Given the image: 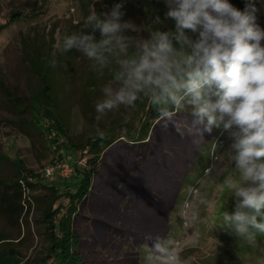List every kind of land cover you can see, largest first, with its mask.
<instances>
[{
    "label": "rangeland",
    "instance_id": "rangeland-1",
    "mask_svg": "<svg viewBox=\"0 0 264 264\" xmlns=\"http://www.w3.org/2000/svg\"><path fill=\"white\" fill-rule=\"evenodd\" d=\"M253 2L256 23L264 29V0ZM229 3L243 11L246 0ZM117 4L122 5L121 22L137 29L123 33L134 38L133 44L154 32L176 31L175 20L166 16L167 0H0V187L15 179L20 168L32 182L22 221L0 212V239L5 238L0 253H14L19 264L55 263L46 230L45 212L54 197L49 187L56 185L62 194L74 191H66L62 182L72 183L73 176L47 178L45 170L64 158L73 166L89 167L94 154L78 148L107 136L109 145L93 186L72 217L79 264H145L143 245L151 246L157 236L179 242L184 264H264V235L258 233L256 243L249 245L223 221L224 212L234 214L237 204L224 180L241 177L229 159L233 140L222 126L211 133L198 131L191 108L185 107L166 127L157 121L148 139L140 142L141 99L96 120L95 106L105 98L102 88L113 80L118 66L113 62L100 75L92 69L94 61L76 48L64 51L63 40L81 31L91 34V28H83L86 18L93 11L103 18ZM184 32L192 41L199 37L198 32ZM94 35L97 41L102 38L99 31ZM185 50L191 51L187 46ZM135 51L132 45L129 54ZM40 57L56 95L57 126L40 122L30 105L31 95L40 88L35 65ZM50 125L59 141L50 139ZM213 142L218 145L215 153ZM59 205L63 214L66 196L55 208Z\"/></svg>",
    "mask_w": 264,
    "mask_h": 264
},
{
    "label": "clouds",
    "instance_id": "clouds-1",
    "mask_svg": "<svg viewBox=\"0 0 264 264\" xmlns=\"http://www.w3.org/2000/svg\"><path fill=\"white\" fill-rule=\"evenodd\" d=\"M167 2L166 16L175 20V32H154L133 44L134 38L123 33L137 29L121 22L122 5L117 4L103 18L93 11L83 26L92 33L65 36L63 50L76 48L94 61L92 69L100 75L113 62L118 66L113 80L102 88L105 98L95 106L97 121L120 105L131 107L147 98L158 106L165 127L185 107L191 108L198 131L211 133L222 126L233 140L229 159L241 177L224 180L237 204L234 214L224 212L223 221L254 245L257 234L264 235V29L256 23L257 9L253 0H246L243 11L229 0ZM185 29L198 32V39L192 41ZM96 31L102 37L98 41ZM132 45L136 51L129 54ZM217 146L212 143L213 153ZM189 226L185 221L184 227ZM143 248L145 264H184L179 242L157 236Z\"/></svg>",
    "mask_w": 264,
    "mask_h": 264
},
{
    "label": "trees",
    "instance_id": "trees-1",
    "mask_svg": "<svg viewBox=\"0 0 264 264\" xmlns=\"http://www.w3.org/2000/svg\"><path fill=\"white\" fill-rule=\"evenodd\" d=\"M38 61L39 63H36L35 65L40 78V88L37 93L31 95L32 100L30 105L34 114L41 116V119L39 120L40 122L43 121V123L50 124V122L53 121L57 126L59 120L55 111L57 107L56 95L53 92L50 77L43 64L46 67L48 66L42 57L38 58ZM140 102L142 115L141 121L144 130L141 139L136 140L143 142L148 139L150 132L155 128L156 122L160 121V119L157 105L149 103L148 99L144 102L141 99ZM46 128L47 133L50 134V139L53 141H59L55 132L51 135L50 132L53 131L51 125ZM53 141L51 142L53 143ZM107 144L109 145V138L103 136L97 139L94 138L88 140L82 147L78 148L83 150L88 148L94 154V157L89 160V167L81 168L77 164L74 165L75 171L72 174V183L69 180L62 181L64 188L67 187L66 191L71 189L74 191L62 194L60 193L59 187L56 185L49 187L54 197L45 212V217L49 220V225L46 227V230L49 231L51 238L50 253L54 254V264H69V262H71V264L81 263V260L79 261L78 253H74L75 240L72 231V217L77 212L79 204H81L89 195L93 186V179L97 174L96 167L102 154L106 150ZM59 161L69 162L70 160L64 158ZM22 177L26 182L21 179ZM30 188H32V182L29 181V176L25 177L24 168H20L19 172L16 173L15 179L4 182L3 186L0 187V212L11 221H22L26 215L24 203ZM63 196H66L68 199V205L67 208H65L66 210L64 213L61 214L64 207L59 205L55 208V205ZM4 239L5 238L0 239V242ZM74 260H76V262H74ZM0 264H19V261L14 253L2 251L0 253Z\"/></svg>",
    "mask_w": 264,
    "mask_h": 264
},
{
    "label": "built area",
    "instance_id": "built-area-1",
    "mask_svg": "<svg viewBox=\"0 0 264 264\" xmlns=\"http://www.w3.org/2000/svg\"><path fill=\"white\" fill-rule=\"evenodd\" d=\"M74 166L66 161H59L55 163L52 167L45 170V176L51 178L53 176H58L63 179L70 178L74 173Z\"/></svg>",
    "mask_w": 264,
    "mask_h": 264
}]
</instances>
